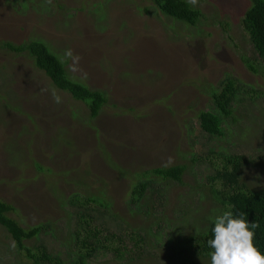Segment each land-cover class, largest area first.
<instances>
[{
  "label": "rangeland",
  "instance_id": "rangeland-1",
  "mask_svg": "<svg viewBox=\"0 0 264 264\" xmlns=\"http://www.w3.org/2000/svg\"><path fill=\"white\" fill-rule=\"evenodd\" d=\"M187 1L202 15L193 27L149 0H0V44L43 42L71 78L107 98L90 119L85 105L56 90L27 55L0 48V202L24 228L51 227L27 246L41 241L71 258L75 213L68 199L82 193L110 205V229L144 237L141 249L131 248L132 260L107 253L87 264H181L173 241L193 236L221 210L209 193V149L252 158L241 180L264 189V64L241 26L250 2ZM66 49L78 63L65 58ZM246 60L259 65L257 74ZM225 77L256 95L238 97L235 123L227 120L224 137L214 140L200 131L198 114L211 107ZM173 166L186 167L181 183L160 181L163 198L130 206L136 175ZM187 252L184 259L207 264ZM0 264H32L1 226Z\"/></svg>",
  "mask_w": 264,
  "mask_h": 264
},
{
  "label": "trees",
  "instance_id": "trees-1",
  "mask_svg": "<svg viewBox=\"0 0 264 264\" xmlns=\"http://www.w3.org/2000/svg\"><path fill=\"white\" fill-rule=\"evenodd\" d=\"M149 1L164 16L192 27L202 16L200 11L192 7L187 0ZM249 2L250 6L242 17L241 26L248 36L256 59L264 64V0H249ZM0 48L14 54L27 55L56 90L67 93L73 100L85 105L90 119L96 118L106 105L105 93L90 89L71 78L65 69V63L43 42L31 40L19 45L4 42L0 44ZM244 64L250 72L255 74L259 72V65L254 67L247 60ZM253 95H256L255 90L232 77H225L220 82L219 89L211 93V107L198 114L200 131L214 140L224 137L222 125L227 120L235 123L233 104L240 96L253 98ZM0 98L6 101L2 96ZM230 151L223 152L221 147H217L209 149L207 153L208 166L213 169V174L208 178L209 193L221 209L215 211V216L224 211L245 212L247 214L245 219L255 224V228L252 229L254 245L264 253V189L253 191L241 180L243 168L253 164V159L241 153H229ZM185 171V166H173L156 168L136 175L128 194V203L139 209L136 207L141 202H145L149 196L163 198L164 187L160 185V181L181 183ZM68 205L75 213V224L71 233L75 250L71 253V258L68 254L62 257L60 254L49 252L41 241L31 247L27 246L25 244L27 241L38 240L41 235L51 232L50 225L43 222L24 228L9 216L13 212L12 206L3 202H0V226L14 241L16 249L32 264H87L89 260L107 253H112L118 260L126 257L132 260L130 254L133 252L132 249L135 252L141 249L144 237L138 232H127L117 226L115 229H110L107 226L105 217L111 215L110 205L101 198L96 195L83 196L82 193H73L68 199ZM210 219L207 225L196 228L199 231H195L193 236L185 235L180 243L177 240L173 241L181 249L179 253V259H183L181 264H199L195 259H184L187 251L211 264L212 249L209 248L207 241L213 238L212 228L215 218Z\"/></svg>",
  "mask_w": 264,
  "mask_h": 264
},
{
  "label": "clouds",
  "instance_id": "clouds-1",
  "mask_svg": "<svg viewBox=\"0 0 264 264\" xmlns=\"http://www.w3.org/2000/svg\"><path fill=\"white\" fill-rule=\"evenodd\" d=\"M64 56L78 63L80 57L71 49ZM70 70L76 68L69 65ZM59 103V97H56ZM245 212L224 211L214 219L212 239L207 241L210 249L211 264H264V253L254 245V222L245 219Z\"/></svg>",
  "mask_w": 264,
  "mask_h": 264
}]
</instances>
